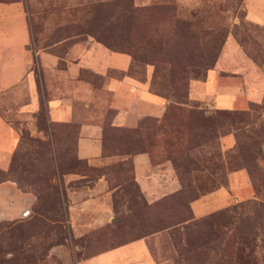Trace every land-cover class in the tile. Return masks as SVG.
<instances>
[{
	"label": "rangeland",
	"instance_id": "obj_1",
	"mask_svg": "<svg viewBox=\"0 0 264 264\" xmlns=\"http://www.w3.org/2000/svg\"><path fill=\"white\" fill-rule=\"evenodd\" d=\"M0 3V33L20 21L11 8L23 16L26 73L35 84L34 93L25 74L0 90V117L14 131L4 143L12 150L14 135L18 140L8 167L0 169V195L8 185L16 189L0 199V264H85L102 250L140 237H147L155 264H234L237 255L239 264H264V89L259 101L221 108L206 82L213 72L214 84L238 93L246 91V77L254 72L264 83V24L249 18L264 17V0ZM12 36L4 47L0 35V64L15 54L21 60L20 37ZM96 45L119 61L132 53L136 61L129 75L138 85L148 76L147 89L179 107L163 134L141 131L138 141L109 128L117 103L105 82L121 78V72L105 64L103 74L97 73L101 67L85 55ZM43 53L56 62L44 65ZM66 63L72 67L62 71ZM86 85L91 91L83 106ZM59 95L71 98L69 123L49 120L48 100ZM34 96L37 106L31 104ZM216 110L247 115L219 127L211 122ZM81 122L99 125L100 139L102 128L106 153L148 146L160 189L147 198L128 158H78ZM239 155L248 158L252 175L235 164ZM163 163L168 175L160 171Z\"/></svg>",
	"mask_w": 264,
	"mask_h": 264
},
{
	"label": "crops",
	"instance_id": "obj_2",
	"mask_svg": "<svg viewBox=\"0 0 264 264\" xmlns=\"http://www.w3.org/2000/svg\"><path fill=\"white\" fill-rule=\"evenodd\" d=\"M0 5L5 4L0 3ZM11 10L12 16L18 18L20 21L8 27V29L1 28L2 32L0 33V35L3 36L2 42L6 43L5 45H3L4 47L10 46V40L7 39L8 43L6 41L7 37H9L11 41H13L12 38L14 37L12 36V34H15L20 37L16 45L20 49L18 54L21 55L19 56L21 60L17 58L16 54L14 56H9L8 58H6V60H1L0 90L10 86L26 74L25 79L29 81V86L33 88L32 90L35 93V84L32 81V77L31 75H29V73H26L28 58L23 47L27 41V32L25 24L22 20L23 16L20 15L16 6L14 8H11ZM247 13L249 14L248 11ZM249 18L255 22H260L264 24V17H254L253 15L252 17L249 16ZM87 51V54L85 55L87 56V60L89 59V63L97 67H101L97 71L98 74H103L101 71H103L102 67L105 64L120 69V71H124L128 68L130 63V58L128 55L119 53L126 56V59L119 61L115 57L116 53H108V51L103 49L101 45L90 47ZM39 58L41 59V61H43L45 65V63L54 64V62H56L55 60L57 57L47 54L45 55L43 53L39 56ZM65 66V69L62 71H69V69H71L72 67V65H69L68 63H66ZM251 73V75H247L246 77V91L242 90L238 93H235V90L232 87L219 86L218 84H214V73H208L206 82H208L207 84L210 88L209 93L213 98V102L221 108H231L234 104L242 102L241 100L243 99L259 101L263 94L264 83L259 77L255 76L254 72ZM148 79L149 77L147 76L146 80L144 82H140V84L138 85L136 83L137 80L135 81L132 77L125 75L121 76V78H113L105 82V87L107 88V90L114 93V100L115 103H117V106L114 107L115 114L111 119V124L113 126L136 128L138 126L139 121L141 122V119L145 116L154 117V119H159L162 116L167 102L163 97L156 95L147 89ZM144 83H146L147 86H145ZM90 91V87L88 86L87 88L82 89L81 100L83 106L88 105L87 100L89 98ZM237 94H241V96L243 97H239L237 96ZM31 104L37 106V98L35 96ZM47 111L49 120L59 123H69L73 119L71 98L68 95L52 96L48 100ZM13 132L14 131L12 127L7 122H5L2 117H0V141H2L0 144L1 170H5V168L8 167L10 155L18 141L17 139H15L14 135V138H12V150L10 146H6L7 142L4 143L6 137H10L11 135H13ZM6 147L8 148L6 149ZM75 154L78 158L84 159L87 162L96 161L99 163L106 162L105 160H108L109 157L101 156L99 125L92 122H81L79 124L75 144ZM123 156L125 155H122L121 158ZM130 160L132 163L134 180L137 182L139 188L144 193V195L147 198L151 197L152 194L160 188L155 183V168L150 165L147 153H134L130 155ZM162 167L163 168H161L160 171L166 172L168 175V164L163 163ZM165 183L167 185L165 188L168 189L170 186V182L166 181ZM160 186L164 187V183ZM14 189L15 188H13V185H8V191L1 194L0 199L5 200L6 197L9 198L10 195H15L16 189ZM5 214H8V212L5 211ZM7 216L8 215H3L2 217L6 218ZM146 238L147 237H140L128 242H124L117 246L102 250L97 254L91 256L90 258L86 259L85 261L83 260V263L155 264L152 256L150 255L146 243Z\"/></svg>",
	"mask_w": 264,
	"mask_h": 264
},
{
	"label": "trees",
	"instance_id": "obj_3",
	"mask_svg": "<svg viewBox=\"0 0 264 264\" xmlns=\"http://www.w3.org/2000/svg\"><path fill=\"white\" fill-rule=\"evenodd\" d=\"M129 54H128L129 58H130L129 66H128V68L126 70L120 71L121 72V76L128 75V76L132 77L131 75H129L130 71L128 72L127 70H131V68L133 67V63L136 60H135V56L132 53H129ZM145 80H146V78H144L143 80H140V81L144 82ZM173 91H175V90L173 89ZM184 95H185L184 97H186V94H184ZM263 96H264V94H263ZM178 97H179V95H178ZM262 99H263V97H262ZM178 110H179V107L174 105L172 103V101H170V102L167 103V105L165 107V110H164L162 116L159 119H150L147 122L145 121V122L141 123L140 127H136V128L116 127V126H113L111 124V121H108V126H109L110 129L126 133L125 136H128L131 139H135V140L140 141L141 137L139 136V133H142L141 131H151V132L154 131L153 132L154 134H156L157 132H160V134H163L164 128L167 125L168 120L170 119V117L172 115H175V112L178 111ZM108 113H110V111H108ZM111 115L113 116L114 112ZM246 115L247 114L244 113V112L243 113H234L231 110H216L215 111V116H213L211 122L214 121L216 123V125L220 127V126H222L224 124V121H226V120H229V121L233 122V121H236V119H238V120L241 121L243 119V117H245ZM200 119L207 120V119H210V117L201 116ZM100 141H101V156H103V157L107 156V155H115V156L125 155L126 157L123 156L121 159H126V158L130 159V155H132L134 153H137V152H145V153L148 154V157H149L148 146H146L144 144L132 145V146H129L128 149L119 150V151H116L115 153H106L104 150H106L107 147L104 146V144H103L104 141L102 140V128H101V139H100ZM263 148H264V144H263ZM259 151H261L260 148L258 149V154H257L258 157L261 155ZM167 158L169 159L170 157L167 155ZM75 159H77L76 156H75ZM171 159H172V157H171ZM247 159H248L247 157H245L243 155H239L238 159H235V164L240 166V167L246 168V170L252 175V173L250 172L249 168L247 167L248 166ZM78 160L79 159H77L76 161L79 162ZM236 165H234V166H236ZM235 206L236 205H233L230 208H226L223 211H220L219 213L226 214L228 211L230 212L232 209H234ZM176 223H179V222H176ZM167 226H169V225H166L165 227H167ZM233 259H234V261H233L234 264L241 263V257H238V255L235 256V258H233Z\"/></svg>",
	"mask_w": 264,
	"mask_h": 264
}]
</instances>
